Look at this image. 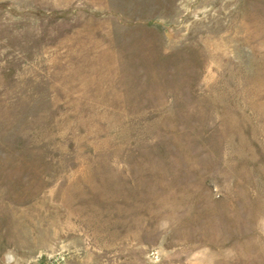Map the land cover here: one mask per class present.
Returning <instances> with one entry per match:
<instances>
[{
  "label": "rangeland",
  "instance_id": "obj_1",
  "mask_svg": "<svg viewBox=\"0 0 264 264\" xmlns=\"http://www.w3.org/2000/svg\"><path fill=\"white\" fill-rule=\"evenodd\" d=\"M0 264H264V0H0Z\"/></svg>",
  "mask_w": 264,
  "mask_h": 264
},
{
  "label": "water",
  "instance_id": "obj_2",
  "mask_svg": "<svg viewBox=\"0 0 264 264\" xmlns=\"http://www.w3.org/2000/svg\"><path fill=\"white\" fill-rule=\"evenodd\" d=\"M5 259L11 261V257L10 256L5 257Z\"/></svg>",
  "mask_w": 264,
  "mask_h": 264
}]
</instances>
